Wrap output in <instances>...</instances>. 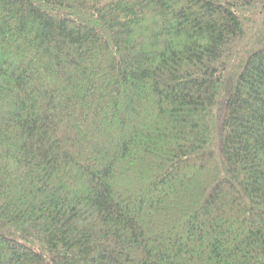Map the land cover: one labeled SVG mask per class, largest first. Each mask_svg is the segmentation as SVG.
<instances>
[{"label": "trees", "instance_id": "16d2710c", "mask_svg": "<svg viewBox=\"0 0 264 264\" xmlns=\"http://www.w3.org/2000/svg\"><path fill=\"white\" fill-rule=\"evenodd\" d=\"M0 264H264V0H0Z\"/></svg>", "mask_w": 264, "mask_h": 264}]
</instances>
